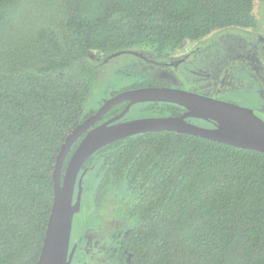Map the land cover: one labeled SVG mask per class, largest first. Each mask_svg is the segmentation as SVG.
<instances>
[{"label": "trees", "instance_id": "1", "mask_svg": "<svg viewBox=\"0 0 264 264\" xmlns=\"http://www.w3.org/2000/svg\"><path fill=\"white\" fill-rule=\"evenodd\" d=\"M254 8L255 0H0V264L39 263L58 155L95 113H83L99 77L89 57L136 47L162 54L216 30L256 28ZM157 106L146 110L178 109ZM92 162L98 195L113 187L135 200L125 264H264L263 153L159 131L108 145Z\"/></svg>", "mask_w": 264, "mask_h": 264}, {"label": "rangeland", "instance_id": "2", "mask_svg": "<svg viewBox=\"0 0 264 264\" xmlns=\"http://www.w3.org/2000/svg\"><path fill=\"white\" fill-rule=\"evenodd\" d=\"M254 11L256 28L216 30L201 40L184 42L164 56L150 47L123 50L103 60L91 55L89 60L99 77L83 113L96 112L113 97L155 81L248 108L264 121V2L255 0ZM168 62L174 64L172 69ZM140 109L142 106L135 107L126 120L132 121ZM89 180L83 171L79 184L86 187V208L75 220L72 264H125L130 255L121 249V243L136 221L135 200L113 187L98 195L97 178L94 184Z\"/></svg>", "mask_w": 264, "mask_h": 264}, {"label": "water", "instance_id": "3", "mask_svg": "<svg viewBox=\"0 0 264 264\" xmlns=\"http://www.w3.org/2000/svg\"><path fill=\"white\" fill-rule=\"evenodd\" d=\"M130 102L117 117L89 131L72 155L64 173L66 159L74 144L113 107ZM162 102L179 105L188 110L180 118H146L125 123L121 120L136 104ZM212 122L215 129L193 125L187 118ZM172 131L215 141L244 150L264 154V121L248 108L221 102L209 97L171 88H142L123 92L105 103L93 116L77 125L68 135L58 155L53 173L54 201L38 264H72L73 224L82 210L84 187L77 179L88 159L102 148L115 142L150 132ZM76 187L78 188L75 198Z\"/></svg>", "mask_w": 264, "mask_h": 264}, {"label": "flooded vegetation", "instance_id": "4", "mask_svg": "<svg viewBox=\"0 0 264 264\" xmlns=\"http://www.w3.org/2000/svg\"><path fill=\"white\" fill-rule=\"evenodd\" d=\"M222 45V44H221ZM156 54H158L159 56H164L163 54L164 53H162V54H160V53H157V52H155ZM170 60H172L173 61V59H171L170 58ZM174 64H169V62L167 63V67H169L170 69H172V66H173ZM178 66V65H177ZM261 70L262 71H264V69L263 68H261ZM217 83V82H216ZM152 86H145V87H140V88H132V90H136V89H142V88H153V87H157V88H169V87H167L166 85H164V84H162L161 82H155V81H153V82H151L150 83ZM131 91V90H130ZM201 96H203V95H201ZM129 103L130 102H128V101H126V102H122V103H120V104H118V105H116L115 107H113L100 121H98L95 125H93V126H91V128L74 144V146L72 147V149H71V151H70V153H69V155H68V157H67V159H66V162H65V165H64V173H65V171H66V169H67V166H68V164H69V161H70V159H71V157H72V155L74 154V152L76 151V149L78 148V146L80 145V143H81V141L84 139V137L86 136V134L89 132V131H91L92 129H94L95 127H98V126H100V125H102V124H104V123H106V122H108L109 120H111V119H113V118H115V117H117V116H119L126 108H127V106L129 105ZM149 104H157L158 106L157 107H161V106H163V105H166V104H168V105H173V106H176V107H178V109L176 110V112L175 113H173V114H170V113H164V114H160L159 112H156V111H152V112H147V110H146V107H147V105H149ZM249 104H250V100H249ZM138 106H142V109H140V112L139 113H137V116H135L133 119H132V121L133 120H138V119H146V118H165V117H178V118H180V117H182V116H184V115H186L187 113H188V110L186 109V108H184V107H181V106H179V105H175V104H170V103H162V102H149V103H140V104H136V105H134V106H132L131 108H130V110H129V112L121 119V120H119V121H117L116 123H125V122H128L127 120H126V118L129 116V114L132 112V110L135 108V107H138ZM117 107H120V110H119V112L118 113H116V114H114V115H111V113H112V111L114 110V109H116ZM97 112V111H96ZM95 112V113H96ZM95 113H93V114H91V115H89L86 119H84L82 122H80L79 124H82V123H84L86 120H88L91 116H93ZM187 121L189 122V123H191V124H193V125H196V126H199V127H202V128H206V129H215L216 128V125L214 124V123H212V122H208V121H204V120H202V119H198V118H193V117H190V118H187ZM78 124V125H79ZM93 156V155H92ZM91 156V157H92ZM90 159V158H89ZM89 159H88V161H89ZM87 161V162H88ZM87 162L84 164V166L82 167V169H81V171H80V173H79V176H78V179H77V187H78V185H79V180H80V175H81V173H83V171H84V173H86V176H87V181L88 182H90V180H89V177H90V179L92 180L93 179V181H92V183L94 184V163L92 162V163H89L88 165H87ZM88 175H90L89 177H88ZM92 176V177H91ZM97 182H98V180H97ZM82 184V183H81ZM83 185V184H82ZM76 187V191H75V198L77 197V191H78V188ZM83 187H84V185H83ZM85 189H86V187H84V191H85ZM83 196H84V192H83ZM84 200H85V196L82 198V210H81V212L78 214V215H76V217H75V219H74V224H73V232H74V226H75V220L77 219V217L79 216V215H81L84 211H85V203H84ZM92 203V202H91ZM73 232H72V241H73ZM72 241H71V248H72ZM122 243H123V241H122ZM122 243H121V245H122ZM122 247V246H121Z\"/></svg>", "mask_w": 264, "mask_h": 264}]
</instances>
